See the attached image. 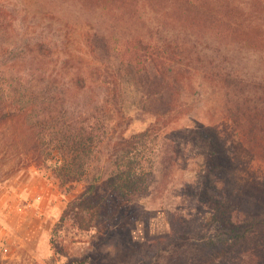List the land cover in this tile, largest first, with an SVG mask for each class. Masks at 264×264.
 Instances as JSON below:
<instances>
[{"label": "trees", "instance_id": "obj_1", "mask_svg": "<svg viewBox=\"0 0 264 264\" xmlns=\"http://www.w3.org/2000/svg\"><path fill=\"white\" fill-rule=\"evenodd\" d=\"M73 1L87 15L83 41L99 64L73 61L57 45L52 25L59 18L51 7L31 11L0 0V183L56 156L53 170L62 185L90 184L63 216L99 218L102 207L92 196L96 183L107 179L120 195L137 188L144 175L142 143L168 128L169 121L160 120L181 111L183 82L197 73L220 87L222 117L240 146L264 163V82L241 74L221 47L204 40L213 33L219 40L233 37L240 46L264 45V0ZM115 24L128 36L113 41L107 28ZM127 86L139 96L135 109L154 118L129 136L115 132L127 116ZM226 172L217 180L215 193L221 198L215 202L221 223L233 221L240 228L242 211L233 205L242 206L243 198L232 204ZM209 179L205 194L213 204ZM262 206L258 202L257 210ZM253 235L245 230L223 241L240 248V264H264L263 236Z\"/></svg>", "mask_w": 264, "mask_h": 264}, {"label": "rangeland", "instance_id": "obj_2", "mask_svg": "<svg viewBox=\"0 0 264 264\" xmlns=\"http://www.w3.org/2000/svg\"><path fill=\"white\" fill-rule=\"evenodd\" d=\"M11 1L31 11L46 10L47 6L54 9L59 18L52 25L57 45H63L73 61L84 65L99 62L83 41L87 15L80 13L73 0H46L47 6L40 0ZM136 26L145 32L142 25ZM175 30L188 32L179 27ZM107 31L113 41L128 36L116 24ZM204 40L221 47L241 74L264 82V45L240 46L233 37L219 40L213 33H207ZM109 51L115 56L116 51ZM182 87L181 111L160 120L162 125L169 121L168 128L157 130L158 136L152 134L141 145L144 175L137 188L120 195L107 179L96 183L92 196L94 203L102 207L99 218L91 221L85 213L80 220L71 212L63 216L69 202L85 193L90 184L78 181L62 185L53 170L56 156L40 167L31 165L18 171L47 177L57 197L49 252L42 257L43 262L36 264H240V248L226 244L224 239L245 230L264 239V163L252 159L240 146L222 117L223 92L219 86L197 73ZM123 97L127 116L115 132L129 136L145 130L154 118L135 109L133 101H139V96L133 87L127 86ZM225 172L232 204L243 198L238 203L242 206L233 205L242 211L238 215L242 219L240 228L233 221L226 226L221 223V209L215 202L221 198L215 193L217 180ZM208 179L213 204L205 194ZM258 202L263 205L259 210Z\"/></svg>", "mask_w": 264, "mask_h": 264}, {"label": "crops", "instance_id": "obj_3", "mask_svg": "<svg viewBox=\"0 0 264 264\" xmlns=\"http://www.w3.org/2000/svg\"><path fill=\"white\" fill-rule=\"evenodd\" d=\"M51 186L31 171L0 183V264H36L47 256L57 198Z\"/></svg>", "mask_w": 264, "mask_h": 264}]
</instances>
